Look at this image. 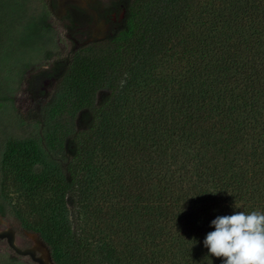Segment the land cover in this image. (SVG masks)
<instances>
[{
	"label": "trees",
	"instance_id": "1",
	"mask_svg": "<svg viewBox=\"0 0 264 264\" xmlns=\"http://www.w3.org/2000/svg\"><path fill=\"white\" fill-rule=\"evenodd\" d=\"M114 14L47 69L80 113L65 169L35 172L38 150L8 144L47 211L24 227L53 264H223L211 221L264 213V0H111Z\"/></svg>",
	"mask_w": 264,
	"mask_h": 264
},
{
	"label": "rangeland",
	"instance_id": "2",
	"mask_svg": "<svg viewBox=\"0 0 264 264\" xmlns=\"http://www.w3.org/2000/svg\"><path fill=\"white\" fill-rule=\"evenodd\" d=\"M111 0H0V264H53L36 233L24 222L44 221L17 174L18 156L5 161L11 141L39 152L35 172L65 169V138L81 127L72 97L47 69L78 45L115 28L118 17L102 16ZM67 12V17L63 15ZM100 92L97 96H99Z\"/></svg>",
	"mask_w": 264,
	"mask_h": 264
},
{
	"label": "clouds",
	"instance_id": "3",
	"mask_svg": "<svg viewBox=\"0 0 264 264\" xmlns=\"http://www.w3.org/2000/svg\"><path fill=\"white\" fill-rule=\"evenodd\" d=\"M203 244L223 264H264V213L234 212L211 221Z\"/></svg>",
	"mask_w": 264,
	"mask_h": 264
}]
</instances>
